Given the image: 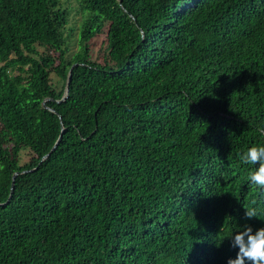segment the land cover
I'll use <instances>...</instances> for the list:
<instances>
[{
	"label": "trees",
	"instance_id": "trees-1",
	"mask_svg": "<svg viewBox=\"0 0 264 264\" xmlns=\"http://www.w3.org/2000/svg\"><path fill=\"white\" fill-rule=\"evenodd\" d=\"M64 5L0 0V264H227L264 227V0H79L76 51Z\"/></svg>",
	"mask_w": 264,
	"mask_h": 264
},
{
	"label": "clouds",
	"instance_id": "clouds-1",
	"mask_svg": "<svg viewBox=\"0 0 264 264\" xmlns=\"http://www.w3.org/2000/svg\"><path fill=\"white\" fill-rule=\"evenodd\" d=\"M242 164L254 166L249 181L264 189V146H252L240 154ZM249 220L258 217L255 207L245 209ZM230 246L236 249L235 258H229L227 264H264V227L254 229L246 224L242 231L230 238Z\"/></svg>",
	"mask_w": 264,
	"mask_h": 264
},
{
	"label": "rangeland",
	"instance_id": "rangeland-1",
	"mask_svg": "<svg viewBox=\"0 0 264 264\" xmlns=\"http://www.w3.org/2000/svg\"><path fill=\"white\" fill-rule=\"evenodd\" d=\"M61 1L62 3L66 2V5L64 6H66L69 9V22L66 26V31L68 32L69 28H73L71 36L69 38L68 45H69L70 51H76L77 50V31H78V27L80 26L84 18V13L80 10L79 0H61ZM105 45H106L105 30H103V32L93 37L89 41L90 57L95 60H101ZM43 49H44L43 47L39 48V50H43ZM26 158L27 156L23 154L22 161L26 160Z\"/></svg>",
	"mask_w": 264,
	"mask_h": 264
},
{
	"label": "water",
	"instance_id": "water-1",
	"mask_svg": "<svg viewBox=\"0 0 264 264\" xmlns=\"http://www.w3.org/2000/svg\"><path fill=\"white\" fill-rule=\"evenodd\" d=\"M73 66V65H72ZM72 66L70 67V69H69V73H68V79H67V81H66V85H65V89H64V94H63V96H62V98L60 99V100H58V101H61V100H64L66 97H67V95H68V82H69V79H70V75H71V69H72ZM46 107V106H45ZM51 111H54L52 108H49ZM63 129H61V132H60V134H59V136H58V138H57V140L55 141V143H54V145L52 146V148L50 149V151L48 152V153H46L45 155H43L42 156V158H41V160H43V159H45L46 157H48L49 155H50V153L57 147V145H58V143H59V141H60V138H61V136H62V134H63ZM28 170H24V171H21V172H27ZM19 172H14L13 173V176H12V183H11V187H10V193H9V198L11 197V195H12V193H13V191H14V178H15V176L18 174ZM8 201V200H7ZM6 201V202H7ZM6 202L5 203H2V204H6Z\"/></svg>",
	"mask_w": 264,
	"mask_h": 264
}]
</instances>
